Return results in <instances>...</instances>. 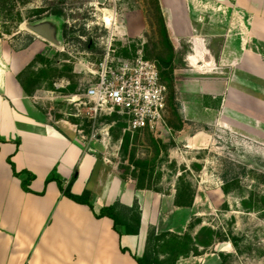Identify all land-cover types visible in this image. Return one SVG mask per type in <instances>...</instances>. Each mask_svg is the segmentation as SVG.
<instances>
[{
  "label": "rangeland",
  "instance_id": "rangeland-1",
  "mask_svg": "<svg viewBox=\"0 0 264 264\" xmlns=\"http://www.w3.org/2000/svg\"><path fill=\"white\" fill-rule=\"evenodd\" d=\"M198 1L192 4L193 32L204 38L217 61L205 68L203 85H217L213 89L223 91L225 99L230 67L220 53L227 7L224 0ZM49 21L57 28V43L28 28ZM233 22L235 30L239 19ZM0 38L16 48L38 41L40 51L22 74L36 106L51 122L70 124L120 176L135 181L132 162L140 161L152 172V186L162 193L175 189L178 177L196 189L192 207L162 213L157 225L143 229L136 256L147 255L154 264H264V99L259 104L256 99L264 76L248 84L250 98L243 110L228 112L224 120H192V111L186 115L182 108L200 99L199 75L185 60L192 52V36L175 35L174 43L170 38L172 72L164 65L172 47L156 0H0ZM108 53L109 65L138 56L158 64L167 85V111L159 129L131 131L117 111L93 118L80 101L72 100L97 81ZM258 53L263 56L264 51L252 54L255 65L261 62ZM218 98L206 96L205 101L214 106ZM178 127L184 129L183 136L207 131L208 147H185L183 139H177Z\"/></svg>",
  "mask_w": 264,
  "mask_h": 264
},
{
  "label": "crops",
  "instance_id": "crops-1",
  "mask_svg": "<svg viewBox=\"0 0 264 264\" xmlns=\"http://www.w3.org/2000/svg\"><path fill=\"white\" fill-rule=\"evenodd\" d=\"M196 2L159 0L173 43L175 35L192 36V52L185 60L199 75L200 99L193 107L183 103L184 114L192 111V120L208 123L224 120L236 109L243 110L250 98L248 84L264 76V55L258 53L261 62L256 65V56H252L255 50L264 51V0H224L228 21L220 55L230 67L225 99L223 91L213 89L217 85H203V76L208 73L205 68H212L217 61L204 38L193 32L194 22L190 20L195 17L192 4ZM175 18L181 23H173ZM235 18L240 25L234 30ZM37 42L16 48L0 38V264H139L133 255L143 229L157 225L160 214L185 207L174 204L175 189L164 193L138 189L135 181L123 179L115 166L104 163L70 124L51 122L39 110L19 80V74L40 51ZM257 95L259 104L264 88ZM206 96L221 97L220 106L206 105ZM183 132L181 128L177 139L182 138L185 147H208L207 131L188 136ZM8 157L18 172L35 175L29 185L31 191L23 189L26 174L16 176ZM74 175L72 192L90 190L96 211L116 200L130 206L137 199L142 216L139 234H126L123 226L116 231L111 218H97L89 206L64 196L56 181L47 182L50 176H56L67 183Z\"/></svg>",
  "mask_w": 264,
  "mask_h": 264
},
{
  "label": "built area",
  "instance_id": "built-area-1",
  "mask_svg": "<svg viewBox=\"0 0 264 264\" xmlns=\"http://www.w3.org/2000/svg\"><path fill=\"white\" fill-rule=\"evenodd\" d=\"M72 100L80 101L93 118L117 111L131 131L159 129L167 111V86L154 61L138 56L109 65L108 53L97 81Z\"/></svg>",
  "mask_w": 264,
  "mask_h": 264
},
{
  "label": "trees",
  "instance_id": "trees-1",
  "mask_svg": "<svg viewBox=\"0 0 264 264\" xmlns=\"http://www.w3.org/2000/svg\"><path fill=\"white\" fill-rule=\"evenodd\" d=\"M158 9L161 16V22L163 27V33L165 36V39L172 47V54L169 57V60L164 64L167 66L171 71L174 70V48L172 45V41L170 39V35L168 32V28L166 25V20L163 15L159 0H156ZM34 60V59H33ZM33 60L29 63V65L19 74V80L25 90L29 95L31 93L28 91L27 86L22 80V74L26 72L28 69L32 67ZM157 64V63H156ZM158 66V64H157ZM159 68V66H158ZM160 71V69H159ZM173 72V71H172ZM161 81L162 75L160 72ZM164 83V82H163ZM165 84V83H164ZM167 86V85H166ZM171 89L174 91V77L171 79L170 84ZM221 103V97L218 98V103L214 105L213 107L218 108ZM206 105H209L205 101ZM175 130H181V127L176 128ZM2 140H0L1 142ZM165 145V144H164ZM8 163L11 165L13 173L16 176H20L22 174H26V178L22 180V187L25 191H31L29 188V185L31 184V181L34 179L35 175L29 171H20L18 172L16 170L15 164L12 161L11 157H8ZM132 165L134 169L131 172V177L136 181V187L138 189H147V190H153L157 192H161L160 190L154 188L152 186V172H148L147 164L142 162H132ZM130 168H127V170ZM123 179H127L126 175H121ZM76 179V175H74L67 183L59 177L56 176H50L47 179V182L49 181H56L61 193L68 197L69 199L80 203L85 204L90 207V209L94 212L95 216L97 218L102 217H109L113 220V228L118 231L119 226L124 227V232L129 235H138L141 228V208L138 203V200L136 199L132 205H125L121 203L119 200H116L114 203L109 205L102 206L99 210H95L93 202H92V193L90 190L85 189L82 193L76 194L72 192V185ZM224 190V189H223ZM196 197V189L193 187V185L184 177H178V184L175 188V196H174V204L179 207H192L195 201ZM123 211V212H122ZM126 212V213H125ZM123 251H127V248H122ZM134 258L137 260L139 264H154L153 261L147 256L143 255L141 257L133 255Z\"/></svg>",
  "mask_w": 264,
  "mask_h": 264
},
{
  "label": "water",
  "instance_id": "water-1",
  "mask_svg": "<svg viewBox=\"0 0 264 264\" xmlns=\"http://www.w3.org/2000/svg\"><path fill=\"white\" fill-rule=\"evenodd\" d=\"M28 28L33 31L34 33L48 39L51 40L52 42L57 43V39H56V31L57 28L56 26L53 25L52 22H40L37 24H29Z\"/></svg>",
  "mask_w": 264,
  "mask_h": 264
},
{
  "label": "bare ground",
  "instance_id": "bare-ground-1",
  "mask_svg": "<svg viewBox=\"0 0 264 264\" xmlns=\"http://www.w3.org/2000/svg\"><path fill=\"white\" fill-rule=\"evenodd\" d=\"M106 23H109V21L107 20Z\"/></svg>",
  "mask_w": 264,
  "mask_h": 264
}]
</instances>
